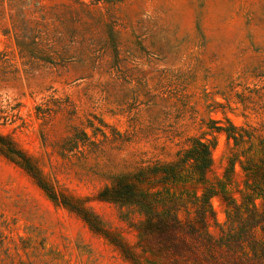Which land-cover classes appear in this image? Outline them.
Masks as SVG:
<instances>
[{"label": "rangeland", "instance_id": "rangeland-1", "mask_svg": "<svg viewBox=\"0 0 264 264\" xmlns=\"http://www.w3.org/2000/svg\"><path fill=\"white\" fill-rule=\"evenodd\" d=\"M73 128L93 145L73 149ZM0 135L58 199L0 156V264L253 261L264 237L246 232L252 219L264 222V199L238 217L225 197L239 205L249 195L239 164L262 155L264 0H0ZM192 138L211 148L205 185L218 195L208 234L232 246L200 248L197 263L159 254L139 237L141 212L96 197L114 176L170 161ZM200 191L187 179L169 195L195 203Z\"/></svg>", "mask_w": 264, "mask_h": 264}, {"label": "trees", "instance_id": "trees-1", "mask_svg": "<svg viewBox=\"0 0 264 264\" xmlns=\"http://www.w3.org/2000/svg\"><path fill=\"white\" fill-rule=\"evenodd\" d=\"M58 103V102H56ZM56 106V111H62L65 105ZM37 115L49 116L50 109L35 108ZM46 113V114H45ZM89 127H92L89 125ZM218 133H224L227 139L238 140L239 134L236 128L228 130L227 127L216 126L214 128ZM68 143L73 149L79 146L93 145L83 130L73 128V134L69 137ZM261 157L257 164H251L249 161L240 163L241 170L247 178L245 187L249 195L243 196L241 203L237 205L231 198V208L234 209L236 216H240L241 206L252 211L256 210L255 199L260 196L264 199V143L261 147ZM0 156L9 162L23 169L35 183L46 191L51 199L58 201L57 197L45 183L42 172L33 164L31 159L16 145L5 136L0 135ZM212 167L210 145L199 138L189 140V145L178 151L174 158L167 162H153L142 164L133 171L120 173L114 176L109 185L104 186L98 193L97 199L101 202L112 203L121 207H131L137 209L144 216L142 226L138 228V234L141 240H145L146 245L153 244L157 252L166 253L177 259L191 260L197 263V257L201 248V253H209L218 247H232L229 242H213L208 234V220L215 219V212L210 204V199L217 196L218 193L206 187L205 182L207 175ZM234 162L229 161L228 169L233 172ZM192 180V183L201 187L199 196H194L195 203L180 202L174 200L169 195V189L182 184V181ZM63 205L67 206L65 202ZM68 207V206H67ZM70 207V206H69ZM191 209L194 213L192 218L180 216V212ZM80 215L85 221H88L85 214L77 208L71 210ZM254 222L248 226V235L254 233L257 228L260 229L264 237V222ZM251 220V221H252ZM214 223H216L214 221ZM240 232V230H239ZM253 237V236H252ZM229 241V240H228ZM235 241V240H234ZM241 240L236 241L240 244ZM254 246L251 248L253 261H242L236 263L235 260L228 258L220 259L212 257L209 264H264V245ZM230 253H234L229 249ZM236 253V252H235ZM232 256V255H229ZM235 261V262H234Z\"/></svg>", "mask_w": 264, "mask_h": 264}]
</instances>
